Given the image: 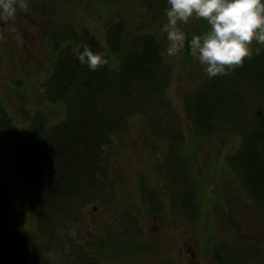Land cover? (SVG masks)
Here are the masks:
<instances>
[{
    "label": "rangeland",
    "instance_id": "rangeland-1",
    "mask_svg": "<svg viewBox=\"0 0 264 264\" xmlns=\"http://www.w3.org/2000/svg\"><path fill=\"white\" fill-rule=\"evenodd\" d=\"M25 3L26 9L18 8L13 19L0 22V102L19 129L27 131L30 122L21 109L32 115L40 111L48 124L65 114L64 103H50L41 94L55 59L48 41L63 26L62 43H71L77 51L86 31L117 68L122 57L119 61L107 50L110 25L123 20L117 46L123 53L133 47L138 34L158 37L164 45V64L155 76L159 81L162 75L165 99L145 97L146 105L105 147L106 167L97 188L88 193L91 200L79 199L78 213L63 214L51 232L42 231L35 222L14 160L0 162V228L10 225L36 238L40 247L35 264H80L76 251L87 244L99 264H264V212L226 164V156L240 145L241 130L254 116L252 110L240 132L229 127L212 137L197 136L188 117L190 93L209 78L191 55L188 42L208 30L207 21L193 17L180 25L184 47L169 56L170 42L160 31L167 0ZM110 33L112 40L118 37L115 26ZM250 47L254 51L264 44L254 40ZM244 90L254 105H261L257 95ZM193 185L197 218L183 211L175 197ZM105 240L108 244L101 246Z\"/></svg>",
    "mask_w": 264,
    "mask_h": 264
},
{
    "label": "trees",
    "instance_id": "trees-1",
    "mask_svg": "<svg viewBox=\"0 0 264 264\" xmlns=\"http://www.w3.org/2000/svg\"><path fill=\"white\" fill-rule=\"evenodd\" d=\"M121 21L110 25L106 33L107 50L119 61L122 57L118 68L110 65L108 55H104L106 63L95 71L79 62L83 46L102 52L100 42L86 31L77 51L71 43L60 40L65 35L64 26L51 35L48 46L55 59L41 94L50 103H64L65 114L58 122L48 124L40 111L32 115L21 109L23 118L30 121L24 131L13 123L0 102V162L14 160L20 189L44 232L55 230L63 214L76 215L79 199L91 200L88 193L106 167L105 147L127 127L134 112L146 105L145 97L148 95V101L165 99L162 75L159 81L155 76L160 65L163 68L164 45L155 35L138 34L133 47L123 53L117 47L123 37ZM114 26L118 37L113 41L110 32ZM244 88L262 101L260 106L255 104L260 107L257 111ZM251 110L254 116L245 125L242 122ZM188 115L194 133L202 137H212L229 127L240 132L239 127L246 126L239 134L238 149L226 156V164L264 212V48L252 51L226 74L200 83L188 98ZM195 191L193 185L176 192L175 197L183 211L197 218ZM1 228L0 264H35L34 254L40 247L36 238L10 225ZM99 244L107 245L108 240ZM87 247L76 251L78 263L99 264Z\"/></svg>",
    "mask_w": 264,
    "mask_h": 264
},
{
    "label": "clouds",
    "instance_id": "clouds-1",
    "mask_svg": "<svg viewBox=\"0 0 264 264\" xmlns=\"http://www.w3.org/2000/svg\"><path fill=\"white\" fill-rule=\"evenodd\" d=\"M18 8L26 9L25 0H0V22L13 19ZM165 16L160 31L170 42L169 56L184 47L186 37L180 25L193 17L207 21L208 30L193 35L188 43L209 78L241 65L252 55L254 40L264 44V0H167ZM78 60L92 71L106 63L102 52L88 46H83Z\"/></svg>",
    "mask_w": 264,
    "mask_h": 264
}]
</instances>
